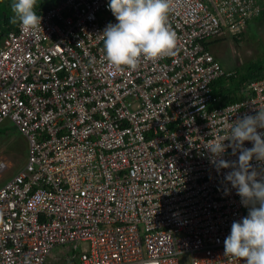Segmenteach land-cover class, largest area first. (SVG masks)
I'll use <instances>...</instances> for the list:
<instances>
[{
  "label": "built area",
  "instance_id": "obj_1",
  "mask_svg": "<svg viewBox=\"0 0 264 264\" xmlns=\"http://www.w3.org/2000/svg\"><path fill=\"white\" fill-rule=\"evenodd\" d=\"M263 8L174 0L177 47L136 70L105 57L101 34L118 23L108 0H65L40 15L43 31H10L0 43V126L18 129L28 155L0 187V264H47L71 244L85 247L69 264H243L224 241L249 208L225 178L233 169L206 147L264 109V77L247 85L249 98L222 105L212 85L234 74L207 45L239 38ZM231 143L220 159L238 164Z\"/></svg>",
  "mask_w": 264,
  "mask_h": 264
},
{
  "label": "clouds",
  "instance_id": "obj_2",
  "mask_svg": "<svg viewBox=\"0 0 264 264\" xmlns=\"http://www.w3.org/2000/svg\"><path fill=\"white\" fill-rule=\"evenodd\" d=\"M36 5L37 0H11L10 23L19 24L22 30L41 31L42 17L36 12ZM108 9L118 22L108 24L101 34L105 57L112 66L136 70L144 61L173 54L178 43L169 24L174 0H108ZM228 128L226 136L209 141L206 148L217 167L233 169L225 178L249 211L241 221L233 222L224 241V254L239 258L243 264H264V172L251 165L253 159L264 164V132L257 131L264 129V109L229 122ZM226 140L232 142L229 146L233 147V154L239 150L238 164L220 159L226 151ZM246 141L253 147L243 148Z\"/></svg>",
  "mask_w": 264,
  "mask_h": 264
},
{
  "label": "rangeland",
  "instance_id": "obj_3",
  "mask_svg": "<svg viewBox=\"0 0 264 264\" xmlns=\"http://www.w3.org/2000/svg\"><path fill=\"white\" fill-rule=\"evenodd\" d=\"M1 1L0 5L5 3L2 9L10 8L11 0ZM211 44V52L227 73L234 74L236 82L250 76L254 69H259L264 64V10L261 17L249 23L239 38L225 35L214 39ZM226 81L227 79H222L224 84ZM27 155V140L13 124L6 121L0 126V187L24 167ZM84 247L83 244L59 246L53 250L47 264H69L66 259L76 256Z\"/></svg>",
  "mask_w": 264,
  "mask_h": 264
},
{
  "label": "trees",
  "instance_id": "obj_4",
  "mask_svg": "<svg viewBox=\"0 0 264 264\" xmlns=\"http://www.w3.org/2000/svg\"><path fill=\"white\" fill-rule=\"evenodd\" d=\"M64 0H37L36 12L38 15L45 13L47 10L56 7ZM0 2H3L0 0ZM8 2V0L6 1ZM5 3L0 5V43L7 36L10 31H14L18 28L19 24L10 23V19L13 13L10 12V8L2 9ZM264 10V8H263ZM262 10V14H263ZM262 14L259 16L261 17ZM257 17V18H259ZM251 22V21H250ZM249 22V23H250ZM248 23V24H249ZM209 45V44H208ZM207 45V46H208ZM264 77V64L259 69H254L250 76L244 77L242 80L236 82L234 77H223L217 80L213 85L212 89L215 95L220 96L223 100L222 105H229L239 101H243L250 97L246 87L249 83L257 81ZM227 79L226 83L222 82V79ZM230 82H228V80Z\"/></svg>",
  "mask_w": 264,
  "mask_h": 264
},
{
  "label": "crops",
  "instance_id": "obj_5",
  "mask_svg": "<svg viewBox=\"0 0 264 264\" xmlns=\"http://www.w3.org/2000/svg\"><path fill=\"white\" fill-rule=\"evenodd\" d=\"M211 46H212V44H211V43H209L208 47L210 48V50H211Z\"/></svg>",
  "mask_w": 264,
  "mask_h": 264
}]
</instances>
